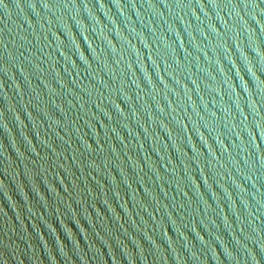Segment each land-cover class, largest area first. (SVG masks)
I'll return each mask as SVG.
<instances>
[{"label": "water", "instance_id": "1", "mask_svg": "<svg viewBox=\"0 0 264 264\" xmlns=\"http://www.w3.org/2000/svg\"><path fill=\"white\" fill-rule=\"evenodd\" d=\"M0 264H264V0H0Z\"/></svg>", "mask_w": 264, "mask_h": 264}]
</instances>
